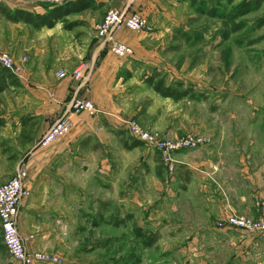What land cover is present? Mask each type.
<instances>
[{"label": "rangeland", "instance_id": "374dc122", "mask_svg": "<svg viewBox=\"0 0 264 264\" xmlns=\"http://www.w3.org/2000/svg\"><path fill=\"white\" fill-rule=\"evenodd\" d=\"M241 1L229 4L226 0H159L161 6L157 7L153 21L143 10L131 11L147 17L150 29L134 33L137 34L136 51L132 57L121 60L130 70L114 76L110 88L97 91L106 107L96 105L98 115L112 117L123 129L103 122V128L99 125L96 131L107 149L78 151H84L90 158L98 157L99 162L104 157L105 164H100L98 169L75 167L59 171L74 183L75 190L83 191L85 200L73 203V232L63 234L59 250L49 255L58 257L64 264H183L178 256L174 259L169 256L173 250H167L178 240L176 226L214 222L217 227L225 228L222 225L227 217L245 219L257 226L264 224V195L258 196L253 207L248 205L246 211L240 210L236 191L229 189L227 171L211 170L207 175L213 186L212 201H202L192 190H187L189 187H181L177 154L196 149L178 151L171 171L160 160L161 156L150 159L152 149L146 144L140 142L134 149L125 147L135 139L123 125L132 122L161 142H178L193 135L211 140L202 149H255L256 156L260 155L258 149H264V2L259 9L240 17L237 21L244 25L243 29L230 34L222 19L207 12L214 6L218 13L233 12ZM76 15L71 19H77ZM69 17L61 23L63 29L65 24L76 23L69 29L73 39L61 40L64 44H73L75 57L83 62L87 74L93 63L91 52H85V29H88ZM96 36L102 43L98 31ZM0 51L13 59L14 69L22 77L28 78L29 53L15 58L10 51ZM53 58L49 55L42 60L49 65ZM99 61L96 59L92 66L99 65ZM76 70L71 74L59 70L57 77L75 78ZM151 74H159L167 84L193 85L197 98L175 101L161 96L146 82ZM199 93L207 98H199ZM23 96L30 94L20 87H10L0 92V101ZM93 143L101 146L99 140ZM34 150L25 149L15 173L24 165L29 174L27 158ZM128 215L132 218L121 226L112 224L114 219ZM137 227L156 233L158 241L150 247L144 246L143 238L135 232ZM0 245H3L1 227ZM211 261L223 260L217 257ZM16 263L19 264L8 251L7 254L0 251V264Z\"/></svg>", "mask_w": 264, "mask_h": 264}, {"label": "crops", "instance_id": "0c3cea01", "mask_svg": "<svg viewBox=\"0 0 264 264\" xmlns=\"http://www.w3.org/2000/svg\"><path fill=\"white\" fill-rule=\"evenodd\" d=\"M81 4L85 8L69 15V20H79L77 25L87 26L85 52H91V62L98 58L100 61L95 67L93 63L90 64L84 78L76 79L72 76L57 77L59 70L71 74L84 65L75 57L73 44H64L61 40L70 37L72 41L70 28L63 29L62 23L58 22L52 28L36 29L22 20L10 19L2 10L45 13L55 6L43 0H0V49L10 51L15 58L26 53L31 55V63L26 66L28 78H18V87L30 96L0 101V185L12 178L25 149H35L27 158L29 174L25 186L30 193L20 201L17 220L19 232L32 253L58 251L59 242L63 241L62 235L73 232V203L85 199L83 191L75 190L74 183L63 172L75 167L98 169L100 164H105L104 157L99 162L98 157L90 158L84 151H78L107 149L104 139L96 131L99 125H104L103 122L123 129L112 117L70 112L74 123L71 130L47 147L38 146L42 134L66 112L68 100L79 96L93 100L98 107H106L97 91L110 88L114 76L130 70L128 64L124 67L121 61L126 58L116 59L109 48L97 40V26L111 8L130 12L140 9L153 21L157 7L161 6L159 0H86ZM75 14L77 19H71ZM134 33L125 29L118 32L116 38L133 46L136 51L134 44H137V34ZM49 55L54 58L46 65L42 59ZM109 133L117 136L115 132ZM98 140L101 146H94L93 142ZM202 148L177 154L180 167L178 183L181 187H189L187 190H192L202 201H212L213 186L207 175L211 170H224L229 174L230 180L225 179L229 189L236 191L240 200L238 208L246 211L248 205L253 207L258 196L264 195V149H258L261 153L258 151L260 155L257 157L255 149ZM151 152L148 153L150 159L153 156L160 158L157 152ZM59 171L63 172L60 174ZM66 175L70 176L68 173ZM174 230L178 233V240L167 250H173L171 253H174H169V256L172 259L178 256L183 264H264V234H249L230 227L219 228L214 222L196 226L179 225ZM1 246L0 251L7 254ZM217 257L223 261H211Z\"/></svg>", "mask_w": 264, "mask_h": 264}, {"label": "built area", "instance_id": "2783aa9c", "mask_svg": "<svg viewBox=\"0 0 264 264\" xmlns=\"http://www.w3.org/2000/svg\"><path fill=\"white\" fill-rule=\"evenodd\" d=\"M51 5H65L67 3L86 1V0H43ZM132 32L145 31L150 29L148 19L140 12H130L126 9H109L103 21L97 26V31L103 40V44L108 47L118 58L132 57L134 49L127 43L116 38V34L123 30ZM0 64L9 69L17 78H22L20 73L14 69L13 59L5 52L0 51ZM84 65L79 67L74 76L76 79L84 78ZM65 76V73H61ZM61 116L46 130L38 144L41 147H47L56 142L62 136L66 135L73 126L70 112L82 113L88 112L96 115L98 110L95 103L90 99L73 97L67 102V109ZM130 136L138 140L161 156V160L171 170L175 167V154L180 150L197 149L203 145L209 144L210 139L203 137H183L178 142L158 141L151 133L142 129L135 123H125L123 125ZM28 177L27 168L20 166L15 175L6 183L0 185V227L2 242L8 253L19 264H64L63 260L56 256H51L45 252H30L24 242L18 229V210L23 197L29 195V190L25 186ZM222 227L242 229L251 234H264V224L252 225L245 219L238 217H227Z\"/></svg>", "mask_w": 264, "mask_h": 264}, {"label": "trees", "instance_id": "16d2710c", "mask_svg": "<svg viewBox=\"0 0 264 264\" xmlns=\"http://www.w3.org/2000/svg\"><path fill=\"white\" fill-rule=\"evenodd\" d=\"M236 0H226L227 3H233ZM84 1L67 3L65 5H57L54 8L49 9L45 13H33L29 11L16 10L13 13L6 11V9L2 10L6 13V15L15 21H24L28 24H31L34 28L40 29L43 27L52 28L58 22H64L65 18L71 14L82 11L85 6L81 3ZM264 0H242L233 10V12H223L218 13L217 8L211 7L208 12L212 17L220 18L224 22L225 26L228 28V34L235 33L243 29V24L238 23V19L242 16H245L252 11L259 9ZM76 23L65 24L66 28H72ZM225 33V37L228 35ZM146 82L153 87V89L159 93L161 96L166 98H172L175 101H179L185 97L197 98V94L193 85L186 86L183 82H175L172 84H167L163 77H160L159 74H151L147 76ZM20 86V82L18 78L7 68L3 67L0 64V92H3L10 87H18ZM198 96H202L199 93ZM199 97V98H200ZM141 143L138 140H134L131 144H126L125 147L128 149H133L139 146ZM128 217V218H127ZM124 219H114L112 224L114 226H121L123 222L126 220H130L132 218L131 215H128ZM135 232L137 236L143 238V245L146 247L152 246L154 243L158 241V235L156 233H147L143 231L141 228H136ZM5 248L4 245L1 246Z\"/></svg>", "mask_w": 264, "mask_h": 264}]
</instances>
